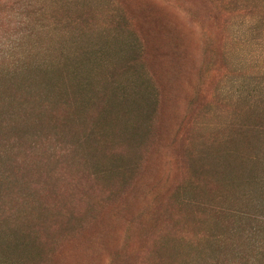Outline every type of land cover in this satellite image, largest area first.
<instances>
[{
	"label": "rangeland",
	"instance_id": "rangeland-1",
	"mask_svg": "<svg viewBox=\"0 0 264 264\" xmlns=\"http://www.w3.org/2000/svg\"><path fill=\"white\" fill-rule=\"evenodd\" d=\"M0 264H264V0H0Z\"/></svg>",
	"mask_w": 264,
	"mask_h": 264
},
{
	"label": "trees",
	"instance_id": "trees-1",
	"mask_svg": "<svg viewBox=\"0 0 264 264\" xmlns=\"http://www.w3.org/2000/svg\"><path fill=\"white\" fill-rule=\"evenodd\" d=\"M139 61V58H138ZM75 64L78 65L77 61L75 60ZM132 71L127 70L126 72H132L134 74L135 68ZM124 67H120L119 69H123ZM124 72V70H123ZM122 72V73H123ZM124 72V73H126ZM121 73V74H122ZM115 76H107V83L112 84L114 81ZM141 76H138L139 85L141 82L139 81ZM137 82V84H138ZM150 89L143 90V94L148 95V100L150 101L151 107L154 106L155 110L157 108L158 100H159V93H157V87L155 84L153 86H149ZM105 92V90H104ZM152 119V118H151ZM149 122V121H148ZM146 126H143L139 131H143L144 129L148 130V123ZM90 125V124H89ZM85 127V128H84ZM89 126L83 125L84 132L88 131ZM138 131V132H139ZM146 134V133H145ZM69 135L71 136V131H69ZM114 136V133L112 134ZM90 139V135L86 133L82 139V145L85 147L84 143H87V140ZM105 146L102 145V148L99 150L100 153H97L96 156L104 154L102 156L101 162L105 167L106 174L111 176L112 180L120 186L126 185L130 180H133L136 174L140 171L141 168V156L138 155L142 143V138L139 136L132 137V134L129 133L122 138L121 140H110ZM255 236V233L253 234ZM255 238H257L255 236Z\"/></svg>",
	"mask_w": 264,
	"mask_h": 264
}]
</instances>
